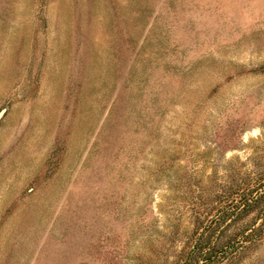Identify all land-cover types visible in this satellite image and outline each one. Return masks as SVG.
Returning <instances> with one entry per match:
<instances>
[{
  "label": "rangeland",
  "instance_id": "rangeland-1",
  "mask_svg": "<svg viewBox=\"0 0 264 264\" xmlns=\"http://www.w3.org/2000/svg\"><path fill=\"white\" fill-rule=\"evenodd\" d=\"M192 257L264 264V0H0V264Z\"/></svg>",
  "mask_w": 264,
  "mask_h": 264
},
{
  "label": "trees",
  "instance_id": "trees-1",
  "mask_svg": "<svg viewBox=\"0 0 264 264\" xmlns=\"http://www.w3.org/2000/svg\"><path fill=\"white\" fill-rule=\"evenodd\" d=\"M249 206V203H247L246 201H245V204H244V207H248ZM212 255V254H211ZM211 255L209 256V257H207L208 259L211 257ZM194 258L192 257L190 260H189V262L187 263V264H194ZM196 262V261H195ZM196 264V263H195Z\"/></svg>",
  "mask_w": 264,
  "mask_h": 264
}]
</instances>
